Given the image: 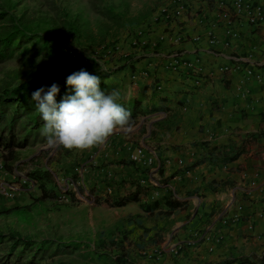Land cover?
<instances>
[{
	"label": "crops",
	"instance_id": "1",
	"mask_svg": "<svg viewBox=\"0 0 264 264\" xmlns=\"http://www.w3.org/2000/svg\"><path fill=\"white\" fill-rule=\"evenodd\" d=\"M219 1L188 0L181 17L160 19L152 27L145 48L128 47L118 74L100 79L106 94L120 91L118 103L135 115L133 131L113 135L106 150H74L68 156L89 157L92 165L83 178L75 177L84 180L83 198L74 194L79 200H93L96 206L138 195L137 202L108 207L122 211L118 223L122 228L125 223L124 235L101 242L105 248L121 245L125 264H220L236 259L261 264L264 257V80L255 77H264V25L229 24ZM177 54L198 59L201 83L166 67ZM133 73L145 75L133 81ZM133 143L157 149L158 173L121 161L129 157L126 145ZM46 150L48 157H64L59 147ZM238 151L242 154L236 160L220 162ZM8 176H0V184H9ZM119 178L123 187L116 185ZM30 193L25 187L20 196ZM156 202L158 208L144 209ZM131 228L138 231L132 248ZM178 245L183 246L179 256L145 255L148 249Z\"/></svg>",
	"mask_w": 264,
	"mask_h": 264
},
{
	"label": "rangeland",
	"instance_id": "2",
	"mask_svg": "<svg viewBox=\"0 0 264 264\" xmlns=\"http://www.w3.org/2000/svg\"><path fill=\"white\" fill-rule=\"evenodd\" d=\"M7 1L12 4L11 14L22 19L24 24L34 27L36 31L54 34L51 39L52 50L59 51V55L50 56L44 52L34 56L33 54L42 47L39 45L33 49L40 40L37 38L29 42L18 50L12 59L0 63L1 89L6 87L13 89L32 80L47 82L51 75H61L59 67L65 58L62 48L64 44L72 48L88 49L91 48L89 44L92 40L98 41L103 37L105 50L98 53L99 57L93 61L96 59L107 71L117 73L120 67H123V64H118L125 60L128 47L141 48L140 44H134L136 34L145 28V39L151 37L154 31L152 27L158 23L156 18L160 9L171 2V0H0V6H4ZM115 15L117 23L114 20ZM8 21L9 17L0 20V27L8 24ZM77 25L80 26L82 34L73 30ZM86 31L93 36L91 40H87L83 34ZM98 63L96 61L92 63L94 69L99 67ZM132 146L138 145L133 143ZM48 148L46 138L40 135L30 146L17 151L16 158L9 157L10 155L5 152L0 153V164L3 166L0 168V176L8 173L9 184H18L20 173L30 179L35 178L34 173L44 175L49 171L52 174L50 182H43L48 191L47 198L37 183L29 195L26 194L25 197L23 194L19 195L15 203L20 206L15 207V203L10 202V199L7 201L0 199V232L19 233L37 242L59 240L63 245H71L55 257H46L40 264H120L118 259H121L119 257L123 252L121 245L115 243L112 248L111 246L105 248L101 242L112 240V237L122 240L125 223L123 228L118 223V218L122 219V211L110 210L105 204L93 206L92 204H95L93 200L81 201L73 194L68 201L58 198L61 185L59 182L62 183V180L67 178L75 179L77 169L83 165L89 170L92 166L87 160L89 157L66 155L48 157L49 153L46 150ZM55 149L58 151V148ZM32 155L37 156L31 157ZM121 161L131 160L126 157ZM117 173L120 175V172ZM118 180L119 184L116 185L123 187L124 180L121 181V178ZM100 206L104 208L97 212ZM15 209H25L26 213L17 214ZM137 236V229L131 228L128 239L131 248ZM74 242L77 246L73 245ZM7 251L0 246V264L7 262ZM145 252H151V249ZM11 263H14L13 260Z\"/></svg>",
	"mask_w": 264,
	"mask_h": 264
},
{
	"label": "trees",
	"instance_id": "3",
	"mask_svg": "<svg viewBox=\"0 0 264 264\" xmlns=\"http://www.w3.org/2000/svg\"><path fill=\"white\" fill-rule=\"evenodd\" d=\"M4 4V6H0V20H4L6 17H9V23L0 27V63L12 59L18 50H21L26 44L37 38H39L40 41L33 47V49L39 45L42 47L39 49V51L33 54L34 56H38L44 52L50 56L59 55V51L57 52L52 50L51 39L54 34L51 35L50 32L42 33L41 31H36L34 27L24 24L22 19L11 14L10 10H12V4L9 1L5 2ZM119 18H123V16H119ZM114 20L116 23L118 22L116 15ZM73 30L79 34H82L79 25L75 26ZM83 34L87 37V40H91V38H93L89 31L83 32ZM136 35L134 34V36ZM104 44L105 37L98 41L92 40L89 44L91 48H75L77 51H80L81 54H84V56H77L78 60H75L72 55L68 54V49L72 47L64 44L62 48L64 50L63 52H65V58L59 67L61 70V75L57 76L53 74L51 77H49L47 82L41 83L38 80H32L24 82L13 89H9L8 87L4 89L0 88V149L6 151L7 155H10L11 157L13 156L12 158H16L14 156L17 155L18 150L27 148L41 135L44 121L42 120L40 113L36 110L35 102L32 100V93L37 89L41 87H50L53 83L58 84L60 91L56 97V100L57 103H59L65 96L74 95V89L70 88L66 84L67 77L72 73L84 69L90 74L99 76L100 78H110L114 75L112 71H104L101 67L102 65L98 63V60L95 59L93 61V63L96 61L99 66L97 69H94V66H92V63H90L91 61H89V59H85V56H88L87 54L89 50H91V53H94L95 51H104ZM31 51L32 49H30V52ZM101 89L106 93L107 87L102 83V81ZM134 116L135 115H132L131 118L134 119ZM73 151L74 150H66L63 147H59L58 153L63 156H69ZM241 154L242 151H238L233 156L222 157V159L219 160L222 164L232 162L236 160ZM34 174L35 178L33 177L32 180L36 184H40L45 194V198L49 197L48 191L44 187L43 182H50L52 174L49 171H46L44 175L40 173ZM138 200V195L130 194L124 196L123 198H117L112 203L106 200L103 202V204L112 207H122L130 202H137ZM159 205L160 204L156 202L145 206L144 209L147 212H150L155 208H158ZM14 211H16L17 214L22 215L26 213L25 209H15ZM75 243L76 242H74L73 245H76ZM0 246H3L8 250V254L6 255L7 262L5 264H12V260L14 262L13 264H40V262L45 260L46 257H55L63 249L71 247L70 244L63 245L59 240L54 242H37L36 240L24 237L19 233L5 234L2 232H0ZM123 256L124 255L120 256L119 258L121 259H118L120 264H125L123 261L125 257ZM237 261L241 262L242 264L245 263L241 259H236L233 261H224L220 264H230ZM260 263L264 264V257Z\"/></svg>",
	"mask_w": 264,
	"mask_h": 264
},
{
	"label": "clouds",
	"instance_id": "4",
	"mask_svg": "<svg viewBox=\"0 0 264 264\" xmlns=\"http://www.w3.org/2000/svg\"><path fill=\"white\" fill-rule=\"evenodd\" d=\"M66 84L74 89V95L65 96L59 103L56 97L60 89L56 83L32 93L36 110L44 121L41 135L46 138L47 147L91 150L105 146L118 132L133 131L131 113L118 103L120 93L106 94L99 76L81 69L69 75ZM0 152L7 153L3 149Z\"/></svg>",
	"mask_w": 264,
	"mask_h": 264
},
{
	"label": "built area",
	"instance_id": "5",
	"mask_svg": "<svg viewBox=\"0 0 264 264\" xmlns=\"http://www.w3.org/2000/svg\"><path fill=\"white\" fill-rule=\"evenodd\" d=\"M219 10L222 16L228 21L229 24L245 21L252 25L253 27H260L264 25V4L260 0H221L218 3ZM188 9V0H171L169 4L160 9V13L156 18V21L159 19H164L166 21H172L175 18L181 17ZM145 28L140 30L137 34V38L134 40V44H140L141 48L148 45V41L145 40ZM210 43H216L215 38H210ZM66 49V48H65ZM68 54L72 55L75 60H78L77 56L83 55L80 51H77L75 48L68 49ZM67 52V51H66ZM101 51L92 52L88 51V56H85V59H89L90 63H93V59L99 57ZM198 59L186 60L185 57L181 54L174 55L166 61V67L175 72H186L189 76H194L197 78V83H201V78L198 77ZM78 65V64H77ZM81 68V67H80ZM228 68H224L227 70ZM248 75H254L251 70L247 71ZM145 74L133 73V81H138L140 77H143ZM256 79L259 82H263V75H256ZM163 89L161 85L159 87ZM115 135V134H114ZM118 135V133H116ZM111 138V137H110ZM110 144V139L107 144L103 147L93 148L91 150L102 151L106 150ZM126 150L128 151L130 160L138 168L149 169L152 173H158L161 169V163L159 162L157 149L154 147H149L146 145L132 146V144L126 145ZM182 163V162H181ZM84 173H88L87 167L84 165L77 169L76 175L81 174V178L84 177ZM109 180L114 179L113 177H108ZM84 180H79L78 182L75 179L67 178L62 180V183L59 182L60 191L58 198L64 201L71 199L72 194L82 197L81 195V184ZM116 179L112 180V183H115ZM36 183L30 178L20 174V180L18 184H0V195L8 198L14 199L19 196L23 189L26 187L28 189H35ZM108 186V185H107ZM106 193H111V186H108ZM83 198V197H82ZM242 210V207L238 208ZM183 249L182 245L169 248H155L151 252H146L145 255L149 257H155L156 259H162V256L165 253H168L170 256H179L181 250Z\"/></svg>",
	"mask_w": 264,
	"mask_h": 264
}]
</instances>
